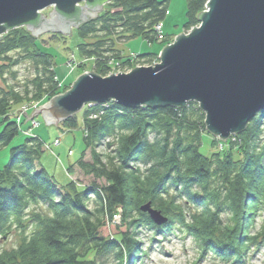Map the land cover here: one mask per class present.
Listing matches in <instances>:
<instances>
[{
  "label": "trees",
  "instance_id": "obj_1",
  "mask_svg": "<svg viewBox=\"0 0 264 264\" xmlns=\"http://www.w3.org/2000/svg\"><path fill=\"white\" fill-rule=\"evenodd\" d=\"M168 3L110 0L96 18L72 29L81 40L76 45L79 55L93 59V70L101 77L111 70L128 72L157 63L158 53L123 55L113 38L119 42L140 37L149 44L160 42L163 48L171 44L174 36L159 41L154 32L167 15ZM206 3L186 0L183 33L199 25ZM65 38L52 34L50 40ZM39 39L24 27L0 36V150L24 137L10 148V162L0 169V234L13 224L21 227L31 206L44 205L49 214L30 212L35 230L17 248L0 253V264H101L100 258L107 254H112L114 264H136L141 256V226L159 233L177 225L196 240L201 255L210 252L232 264H244L253 248L264 250V223L252 231L264 212V110L228 140L229 148L221 155L217 151L206 155L201 152L203 139L208 138L205 116L194 102L184 108L129 109L113 101L87 107L81 117L85 148L66 172L73 174L77 167L94 181L90 187L73 179L61 185L39 162L43 142L32 135L35 127L26 116L17 123L16 113L22 106L39 107L68 91L86 71V62L76 64L83 70L69 82H59L54 58L41 51L38 43L44 40ZM111 60L120 70L110 68ZM24 62L32 66L34 76L31 87L26 85L21 92L8 84L5 74L17 77L11 70ZM59 126L75 129L77 119L74 116ZM211 140L206 142L216 147L218 141ZM61 142L56 138L52 146ZM101 143L104 152L96 151ZM88 151L89 162L84 159ZM100 180L102 185L96 182ZM179 199L185 202L176 203ZM148 202L168 218L166 226L156 227L140 212ZM185 206L197 211L185 213ZM117 209L120 221L114 223Z\"/></svg>",
  "mask_w": 264,
  "mask_h": 264
},
{
  "label": "water",
  "instance_id": "obj_2",
  "mask_svg": "<svg viewBox=\"0 0 264 264\" xmlns=\"http://www.w3.org/2000/svg\"><path fill=\"white\" fill-rule=\"evenodd\" d=\"M109 2L0 0V36L21 26L34 37L44 32L70 36ZM48 7H53L51 20L41 15ZM199 21L160 51L158 63L106 77L86 71L68 91L35 108L28 121L41 116L45 125L58 126L88 104L109 101L129 109L184 108L194 102L212 136L224 142L240 134L264 110V0H207ZM139 210L155 226L168 222L151 202Z\"/></svg>",
  "mask_w": 264,
  "mask_h": 264
},
{
  "label": "rangeland",
  "instance_id": "obj_3",
  "mask_svg": "<svg viewBox=\"0 0 264 264\" xmlns=\"http://www.w3.org/2000/svg\"><path fill=\"white\" fill-rule=\"evenodd\" d=\"M158 1L163 2L166 0ZM168 2L167 15L162 21V34L165 37H176L177 35L183 33V27L187 20L186 0H168ZM79 5L83 6V3ZM104 7L105 5L103 8ZM52 10L53 7H48L41 12V15L45 19L51 20L48 14ZM89 12L91 14H95V12ZM51 36L52 33L44 32L38 34L37 38H41L39 40H44V43H38L41 51L51 54L54 58L57 81L69 82L75 75H78L83 70L81 68H76V64L80 61L86 62V71L94 72V60L81 57L77 51L76 45L77 43H80L81 40L78 38L76 32H71L70 36L66 35L65 39H61L59 41L50 40ZM113 41L115 42V49L125 56H132L133 54H159L163 49L160 42H153L149 44L145 39L140 37L127 41L122 40L119 42L113 38ZM87 42L90 43L92 40H87ZM10 55L16 56L15 53ZM68 62L76 68L73 73L70 71ZM11 71L16 72L17 77L12 78L10 74L11 72H7L5 74V78L8 84L12 85L15 89L21 92L24 90L26 85L31 87L29 81L34 76V69L29 63H21L12 68ZM87 107H84V109L75 116L78 126L77 128L71 130L55 125H45V121L41 116L35 118L39 122V125L33 128L32 135L38 137L43 142V152L41 153L39 162L41 166L61 185L65 184V182L69 179H73L77 182V184L80 183L81 185L90 187L94 181L91 176H85L77 167H75L73 174L68 175L66 172V169L80 158L81 153L85 148L84 130L81 117ZM33 111L28 114L29 117L32 115ZM30 123H27V125L29 126ZM22 128L26 129V125H23ZM205 136L208 138L203 139L201 152L206 155L215 153V151H217V154L221 155L222 152L229 148L228 140L232 137L231 136L227 141L223 142L219 138L212 136L207 131ZM212 137L218 141L216 147L214 148L209 146V143L206 142L207 140L211 142ZM56 138H61L62 142L59 146H52V143ZM22 139H24V137L19 136L10 144L9 147H5L0 150V169L10 162V148L20 143ZM232 141H234V139H232ZM103 149L104 144L101 143L96 148V151L104 152ZM84 159L88 162L91 160L90 151L85 154ZM96 182L99 185L104 183L103 180ZM184 202V200L179 199L176 203L182 205ZM89 205L91 207L94 205L93 195L90 198ZM35 210L41 213L49 214L44 205L31 206L22 218L21 227H17L13 224L8 232L0 234V253L17 248L23 238H28L33 233L35 225L29 217L31 215L30 212ZM195 211L197 210L193 206L192 208H188L187 206L184 208L185 213H192ZM119 221L120 213L116 210L112 216V222L119 223ZM263 223L264 212L255 220V228L252 231L258 230ZM166 225L167 224L163 226ZM138 235L139 241L141 242V256L138 260H136V264H232V261L226 262L210 252H204L203 255H201L202 252L198 247L196 240L191 235L179 231L177 225H173L169 230L163 228L159 233L155 232V230H150L148 227L141 226L139 228ZM100 259L101 264H114L112 254H107ZM244 264H264V250L253 248L251 253H249L244 260Z\"/></svg>",
  "mask_w": 264,
  "mask_h": 264
},
{
  "label": "built area",
  "instance_id": "obj_4",
  "mask_svg": "<svg viewBox=\"0 0 264 264\" xmlns=\"http://www.w3.org/2000/svg\"><path fill=\"white\" fill-rule=\"evenodd\" d=\"M154 32H155V35H156V38L158 39V40H162L163 39V34H162V23H159V24H157V25H155V27H154ZM111 73H114V71H112L111 70V72H110V74ZM37 107V104L36 103H31V104H29V105H25V106H22L18 111H17V117H16V121H17V123H19L20 122V119L22 118V117H24L25 116V114L27 115L28 113V111L30 110V109H34V108H36ZM24 112H25V114H24ZM91 117H95V116H91ZM31 125H32V127H37L38 126V121L36 120V119H32L31 121ZM27 134V133H26ZM28 135V134H27ZM59 143V141H56L55 142V145H57ZM118 211H119V213H120V210L119 209H117Z\"/></svg>",
  "mask_w": 264,
  "mask_h": 264
},
{
  "label": "bare ground",
  "instance_id": "obj_5",
  "mask_svg": "<svg viewBox=\"0 0 264 264\" xmlns=\"http://www.w3.org/2000/svg\"><path fill=\"white\" fill-rule=\"evenodd\" d=\"M21 27H24L25 29H27L26 26H21ZM158 62H159V61H158ZM158 62H157V63H158ZM68 64H69L70 71H72V70L74 69V67H72V65H70V62H68ZM154 64H156V63H154ZM154 64H153V65H154ZM109 66H110L111 69H115V70L117 69V70H120V69H118V68H119V64H118L116 61H112V60H111V61L109 62ZM151 66H152V65H151ZM75 69H76V68H75ZM85 72H86V71H85ZM107 103H108V102H107ZM107 103H105V104H107ZM105 104H102V105H105ZM93 105H97V104H88V105H86L85 107H87V106H88V107H91V106H93ZM83 109H84V108H83ZM227 140H228V139H227ZM227 140H226V141H227Z\"/></svg>",
  "mask_w": 264,
  "mask_h": 264
},
{
  "label": "flooded vegetation",
  "instance_id": "obj_6",
  "mask_svg": "<svg viewBox=\"0 0 264 264\" xmlns=\"http://www.w3.org/2000/svg\"><path fill=\"white\" fill-rule=\"evenodd\" d=\"M74 17V16H73Z\"/></svg>",
  "mask_w": 264,
  "mask_h": 264
}]
</instances>
